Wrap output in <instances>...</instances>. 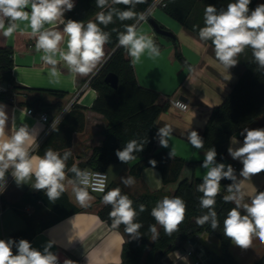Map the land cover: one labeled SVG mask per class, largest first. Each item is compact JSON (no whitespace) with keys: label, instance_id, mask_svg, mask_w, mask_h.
Returning <instances> with one entry per match:
<instances>
[{"label":"clouds","instance_id":"clouds-1","mask_svg":"<svg viewBox=\"0 0 264 264\" xmlns=\"http://www.w3.org/2000/svg\"><path fill=\"white\" fill-rule=\"evenodd\" d=\"M146 0H111V5H125V10L111 7L109 0H96L98 8H108L96 14V21L84 24L82 21L65 19V13L75 7L74 0H0V33L4 37H11L18 29V21H28L32 36L35 37V49L42 52L41 60L50 66L49 75L58 79L60 72L58 65L63 62L70 73L87 76L94 73L104 57V46L110 40V33L99 25L107 27L114 23V16L120 21L134 19L139 23L146 19L144 13H137L134 8ZM251 0H235L226 9L218 10L209 4L204 11V27L199 30L201 41H211L215 57L223 68L228 71L227 79H231L229 70L235 67L238 57L245 49L252 50L254 62L259 70H264V3L258 4L250 10ZM31 11H26L29 8ZM7 21V24H6ZM55 25H63L62 31ZM115 31V29H113ZM67 37V50L61 47ZM118 43L127 50L133 64L147 51L150 55L158 56L159 47L154 40L143 34H138L137 25H125L124 31L118 33ZM6 105L0 104V193L5 191L7 176L11 177L17 186L27 184L34 178L31 188L43 191L48 200L55 203L66 191L65 181L67 172L74 174L67 184L72 186L77 203L88 206L94 199L92 192H104V183L99 179V173H90L73 165L67 167L70 151L61 155L49 148L42 157L32 155L36 145V129L27 124L15 128L11 134L6 132L9 116ZM172 128L164 126L158 129L159 144L168 147ZM244 137L242 145L229 147L228 154L234 160H239L242 168L239 176L243 180L264 171V128H245L241 132ZM189 143L196 149L203 148V138L195 130L188 133ZM145 142L130 140L122 149H117L116 157L120 162L127 163L134 159V152H142ZM169 155H175L170 151ZM215 147L206 153L202 167L207 169L202 183L197 190L203 193L200 198L201 209L207 213L198 217L199 225L210 223L213 230L219 227L217 212L215 211L216 197L220 193L221 181H232L227 185L228 194L223 196L225 203H234L224 219V236L231 243L241 249H247L253 237L264 242V191H254L250 196V203L245 201L243 180L238 179L231 164L217 163ZM154 168L157 161L149 160ZM126 186L134 183L133 178H121ZM105 205L111 206L109 217L112 227L124 225V231L133 240L141 237L142 224L137 222L140 213L146 211L144 204L139 205V212L133 207V201L120 188L107 191L102 197ZM151 216L160 225L165 234L171 235L178 230L186 214V203L180 197H167L158 201L151 209ZM152 241L158 238L155 225L149 227ZM52 241L39 250L26 239L16 241L12 238L0 239V264H59L58 256L51 249ZM15 247L16 251L13 252ZM64 264H74L66 259Z\"/></svg>","mask_w":264,"mask_h":264},{"label":"crops","instance_id":"crops-1","mask_svg":"<svg viewBox=\"0 0 264 264\" xmlns=\"http://www.w3.org/2000/svg\"><path fill=\"white\" fill-rule=\"evenodd\" d=\"M25 10L31 11L30 7ZM144 14L146 19L136 23L137 32L138 34L148 35L154 40L159 47V55L153 56L146 51L139 61L133 64L136 79L140 85L160 93L158 99L160 104L165 101L169 103L171 98H179L188 103L186 109H180L169 103L167 109L157 116L155 150L174 151L175 155L185 159L180 173L181 178L192 176L203 178L207 169L202 167V164L192 167L190 162L204 160L205 153L208 150L194 148L188 141V133L195 130L200 135L211 109L219 104L230 91L243 69V64L239 62L231 68L229 70L231 79H227L229 73L216 59L213 46L209 41H201L197 33L189 30L168 15L160 4H150ZM149 17L156 19L173 32L178 40L181 53L188 64L176 58L173 41L156 33L148 22ZM17 23L19 25L18 32L31 34L28 21H18ZM15 33L11 37H5L7 45H14ZM66 41L67 37H65V42L61 44V47L65 50H67ZM35 43L36 39L34 38L29 43L32 49L13 53V77L18 84L29 89L12 90L13 97L11 100L0 99V104L7 106L6 112L9 116L6 132L11 134L15 128L27 124L36 129L37 145L65 117L64 127L71 126L72 129L61 130L47 142V145L49 148L55 149L54 151L70 150L71 153L75 152L80 155V152L87 145L95 144L102 125L100 116L89 109L96 97V91L87 84L78 88L75 83V74L70 73L63 62L57 66L60 72L59 78L51 77L49 75L50 66L44 64L41 60L43 53L36 51ZM6 86L10 88V86ZM49 90H63L66 93L60 96L49 92ZM34 99H40L41 101L32 104ZM74 104L78 107L72 110ZM83 106L86 108H81ZM28 108L33 109L31 113L27 111ZM81 111L84 114V120L86 118L84 126H81L79 121ZM43 112L48 116V120L45 122L39 117ZM164 126L172 128L167 148L160 146L157 135L158 129ZM243 139L242 137L232 136L228 148L242 145ZM32 155L42 157L36 152ZM78 160V158H74V162ZM216 161L225 164L232 162L241 164L239 160L232 159L228 151L225 159H216ZM133 162L134 160L127 164H110L105 169L111 175L110 180H108L109 186L103 193L89 190L94 199L88 206H81L77 203L72 192V186L67 184V180L73 177L67 174L66 191L64 193L69 201L81 210L56 222H52L58 215L55 211L42 213L45 217L39 222L40 225L46 224V226L31 238L32 246L42 251L46 243L52 241L54 243L51 251L54 254L65 255L75 264H78L77 259L81 261V264H118L121 261V248L124 237L120 230L110 228L106 221L97 214V210L104 205L103 195L117 187H123L133 194L155 193L156 205L165 196L171 198L177 186V181L162 183L159 170L152 166L143 168L139 176L132 175L129 169ZM241 168L242 164L236 175L238 179L243 180L239 176ZM122 177H131L134 183L126 186L122 182ZM34 182L33 178L27 184L17 186L10 175L6 189L0 195V239H8L10 233L26 226L24 217L18 211L29 215L36 209L33 203H36L37 207L42 204L39 199L35 202L30 199L32 194L37 191L31 188ZM262 184H264V171L253 175L250 179L243 180L244 202H248L253 192ZM24 194L27 195L26 200L23 198ZM6 210H12L11 215H5ZM187 245H189L188 241L182 248L175 249L169 254L170 260L163 259V264H197L198 261L205 263L213 254L220 251L218 237L208 231L199 233L195 241V245L203 250V254L199 257L195 254H186L184 257L178 258L175 256L176 251L185 248ZM229 249L238 264H253L255 260L264 254V242L260 241L258 237H253L251 245L247 249H241L230 241ZM15 251L16 249L13 248V252Z\"/></svg>","mask_w":264,"mask_h":264},{"label":"trees","instance_id":"trees-1","mask_svg":"<svg viewBox=\"0 0 264 264\" xmlns=\"http://www.w3.org/2000/svg\"><path fill=\"white\" fill-rule=\"evenodd\" d=\"M152 1L146 0L145 3L137 4L134 11L144 13ZM74 2V9L65 13V19L82 21L84 24H87L89 21L97 22L96 14L98 12L108 11V8H98L96 0H74ZM233 2L235 0H164L162 8L172 18L199 35L200 28L204 27V11L209 4L214 5L220 10L226 9L227 5ZM261 3H264V0H251L249 5L250 10L255 9ZM109 4L111 5V0H109ZM111 7L125 10L127 6L120 4L111 5ZM136 23L137 21L134 19L120 21L114 16V23L109 24L107 27L102 24L99 25L104 31L110 33V40L104 46V57L97 66V69L98 67L100 68L87 76L75 74V83L78 88L87 84L96 91V97L89 109L100 116L102 125L100 126L98 139L95 144L87 145L80 152V155L75 152L71 153V156L67 160V167L70 169L75 165L81 170L85 167L105 170L110 164L124 163L118 160L115 152L117 149H122L128 141H147L144 143V150L142 152L133 153L135 158L132 159L134 162L131 163L129 172L134 176H139L143 168L152 166L149 164V160H156L157 164L155 167L160 172L162 183L177 181V186L172 197H180L185 201L186 214L183 222L178 225V230L171 235H167L160 225L158 227V224H156V221L150 214L151 209L156 206V194L149 192L133 194L123 187H119L121 193L127 195L133 201V207L138 212L140 204L146 206V211L140 213L137 217V222L142 224L139 230L141 233L140 238L131 239L124 231V225L115 228L120 230L124 237L121 248V261L118 264H163V259L170 260V253L175 249L182 248L188 240L196 241L198 234L203 231L211 232L218 237L220 251L213 254L205 263L198 261L197 264H238V261L230 252V240L223 234L224 219L228 211L235 207L234 203H225L223 200V196L228 194L227 185L232 181L228 179L222 180L220 193L216 197L215 211L217 212L219 227L213 230L210 223L199 225L196 222L197 218L208 211L207 209H201L200 198L203 196V193L197 190V186L202 183L203 178L196 176L181 178L180 173L185 159L178 155L171 157L168 150H155L156 118L160 112L167 109L169 103L165 101L160 104L158 102L160 97L158 91L146 88L138 83L132 60L127 50L118 43V33L124 31V26ZM160 25L166 28L161 23ZM54 27L60 31L63 29V25H55ZM166 37L174 43L176 58L188 64L181 53L176 36L173 34V36ZM34 38L29 33L17 31L15 33V43L13 46H10L5 43V37L0 33V84L10 86L7 91H0V99L10 100L9 95L12 90L29 89L26 86L18 84L13 77V53L15 51L32 49L29 43ZM209 42L211 43V41ZM238 61L243 64L241 73L224 99L219 104L213 106L200 133L204 142L203 148L209 150L215 147L217 151L216 159L219 160L227 157L229 141L232 136L244 138L241 135L243 129L264 128V70L258 69L250 48L245 49L244 53L238 57ZM108 72L117 74V87H113L105 81L104 77ZM49 92L60 96L66 93L63 90H49ZM40 101V99H34L32 104H37ZM77 107L74 104L72 110L77 109ZM81 108L85 109L86 107L83 106ZM80 115L79 121L81 122V126H84L86 118L84 120L82 111ZM65 119L64 117L47 133L46 137L34 147L32 153L36 152L43 156L45 151L49 149L47 142L61 130L72 129L71 126L64 127ZM65 151L70 150L58 152L63 155ZM75 157L79 159L77 162H74ZM132 160L127 163H130ZM202 163L203 160L190 162L192 167ZM230 164L236 165L235 171L237 174L241 164L238 162ZM67 174L74 177V174L71 172H67ZM257 190L264 191V184ZM23 198L26 200L27 195L24 194ZM30 199L33 202L39 199L42 204L37 207V204L33 203L36 209L34 213L29 215L18 211L24 217L26 226L23 229L10 233L9 238L16 241L20 239L30 241L35 234L46 226V224L40 225V222L37 220V215L40 213L55 211L58 215L52 222H56L69 214L81 210V208L69 201L65 193L55 203L50 202L42 190L36 191ZM246 203H250V200ZM110 211L111 206L104 204L97 210V214L101 219L106 221L110 228H113L112 220L109 217ZM151 225H155L159 233L158 238L154 241H152V234L149 231ZM77 263L81 264V261L77 259ZM253 264H264V254L255 260Z\"/></svg>","mask_w":264,"mask_h":264},{"label":"built area","instance_id":"built-area-1","mask_svg":"<svg viewBox=\"0 0 264 264\" xmlns=\"http://www.w3.org/2000/svg\"><path fill=\"white\" fill-rule=\"evenodd\" d=\"M153 4H160L161 6L164 4V0H153L151 2V5ZM9 89V87H7L6 85H3V84H0V91H7ZM13 97V94L11 92V94L9 95V98L10 100L12 99ZM169 103L180 108V109H186L187 106H188V103L179 99V98H171L169 99ZM32 108H28V112L31 113L32 112ZM40 119L42 121H47L48 120V116L46 115V113H41L40 114ZM233 168L235 169L236 168V165L235 164H232ZM83 170H86L90 173H99L100 176H99V179H101L104 183V192L106 191L107 187H108V175H107V172L105 170H102V169H95V168H91V167H85ZM10 178V174L7 176V182ZM91 191V189H89ZM98 193H103V192H100V191H96ZM1 195V193H0ZM189 242V245L185 246V248L183 249H180L178 251H176L175 253V256L178 258V257H184L186 254H195L197 257H199L201 254H203V250L200 248V247H197L195 245V241H191V240H188ZM15 249V247H14ZM58 261H59V264H64V262L58 258Z\"/></svg>","mask_w":264,"mask_h":264},{"label":"water","instance_id":"water-1","mask_svg":"<svg viewBox=\"0 0 264 264\" xmlns=\"http://www.w3.org/2000/svg\"><path fill=\"white\" fill-rule=\"evenodd\" d=\"M148 22L151 24L152 28L154 29V31L160 35H164V36H173V32L168 29V28H164L160 25V23L152 18V17H149L148 18ZM100 67H98L99 69ZM97 69V70H98ZM105 81L108 82L111 86L113 87H117V84H118V76L116 73L114 72H108L106 75H105ZM58 256V258H60L63 262L68 259L65 255L64 256H61L60 254H56ZM69 260V259H68ZM75 264V263H74Z\"/></svg>","mask_w":264,"mask_h":264},{"label":"rangeland","instance_id":"rangeland-1","mask_svg":"<svg viewBox=\"0 0 264 264\" xmlns=\"http://www.w3.org/2000/svg\"><path fill=\"white\" fill-rule=\"evenodd\" d=\"M107 175H108V180H110V178H111L110 176H111V175L109 174V172H107ZM11 211H12V210H6V211H5V215H11V214H10ZM32 213H34V212H32ZM32 213H31V214H32ZM40 214H41V213H40ZM40 214L37 215V220H38V222L41 221V219H43V218L45 217V215L41 214V215H42V216H41ZM158 227H159V225H158ZM5 238H6V237H5Z\"/></svg>","mask_w":264,"mask_h":264}]
</instances>
